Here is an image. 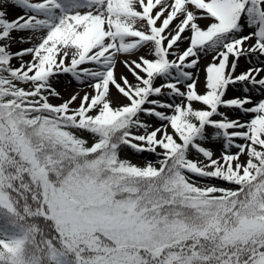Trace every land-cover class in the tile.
Instances as JSON below:
<instances>
[{
  "label": "snow or ice",
  "instance_id": "6c2138e0",
  "mask_svg": "<svg viewBox=\"0 0 264 264\" xmlns=\"http://www.w3.org/2000/svg\"><path fill=\"white\" fill-rule=\"evenodd\" d=\"M0 264H264V0H0Z\"/></svg>",
  "mask_w": 264,
  "mask_h": 264
},
{
  "label": "rangeland",
  "instance_id": "374dc122",
  "mask_svg": "<svg viewBox=\"0 0 264 264\" xmlns=\"http://www.w3.org/2000/svg\"><path fill=\"white\" fill-rule=\"evenodd\" d=\"M119 63V62H118ZM122 67H118L116 65L115 71L117 74L122 72L126 73L127 69L122 63H119ZM58 87L65 93V95L69 94L71 91L76 89V85L73 82H70L68 79H63L59 82Z\"/></svg>",
  "mask_w": 264,
  "mask_h": 264
},
{
  "label": "bare ground",
  "instance_id": "6f19581e",
  "mask_svg": "<svg viewBox=\"0 0 264 264\" xmlns=\"http://www.w3.org/2000/svg\"><path fill=\"white\" fill-rule=\"evenodd\" d=\"M117 66H118V67H122L119 63H117Z\"/></svg>",
  "mask_w": 264,
  "mask_h": 264
}]
</instances>
